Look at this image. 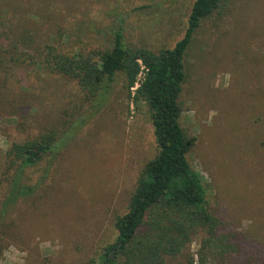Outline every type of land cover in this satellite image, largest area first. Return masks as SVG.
<instances>
[{"label":"rangeland","instance_id":"rangeland-1","mask_svg":"<svg viewBox=\"0 0 264 264\" xmlns=\"http://www.w3.org/2000/svg\"><path fill=\"white\" fill-rule=\"evenodd\" d=\"M194 2L0 0V264L98 261L117 239L116 219L128 212L141 172L159 151L149 108L134 100L139 85L128 97L121 75L60 154L29 170L30 186L46 176L37 191L2 217L12 145L90 118L93 101L77 83L41 68L47 48L110 50L122 28L130 47L172 49ZM185 64L180 121L196 140L189 162L213 211L245 236L252 264H264V0H224L196 33ZM202 245L197 235L167 264H200Z\"/></svg>","mask_w":264,"mask_h":264},{"label":"trees","instance_id":"trees-1","mask_svg":"<svg viewBox=\"0 0 264 264\" xmlns=\"http://www.w3.org/2000/svg\"><path fill=\"white\" fill-rule=\"evenodd\" d=\"M223 4L224 0H195L185 34L172 49L154 52L130 47L122 28L114 32L110 50L66 54L48 47L41 68L77 83L86 99L93 101L90 118L81 115L66 132L50 129L12 145L7 153L9 178L2 217L37 191L46 176L30 186L29 170L45 157L60 154L65 141L106 104L119 76L124 77L131 98L142 73L134 100L149 108L159 151L141 172L128 212L116 219L117 239L104 247L98 261L88 264H167L168 259L182 255L197 235L203 237L200 264H252L256 258L249 253L245 236L233 231L211 208L204 180L188 159L196 140L186 135L180 121L181 96L188 80L187 53L202 24Z\"/></svg>","mask_w":264,"mask_h":264},{"label":"built area","instance_id":"built-area-1","mask_svg":"<svg viewBox=\"0 0 264 264\" xmlns=\"http://www.w3.org/2000/svg\"><path fill=\"white\" fill-rule=\"evenodd\" d=\"M139 77H142V78L139 79ZM139 77H138V82L136 83L137 86H138V85L140 86V82L142 81L144 75L141 73V75H139ZM138 88H139V87H138Z\"/></svg>","mask_w":264,"mask_h":264}]
</instances>
